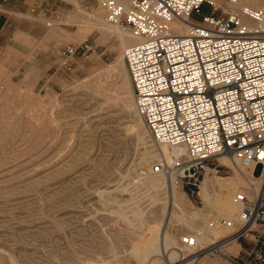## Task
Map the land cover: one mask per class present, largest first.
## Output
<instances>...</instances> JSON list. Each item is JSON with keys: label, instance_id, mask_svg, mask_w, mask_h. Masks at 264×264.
<instances>
[{"label": "rangeland", "instance_id": "rangeland-1", "mask_svg": "<svg viewBox=\"0 0 264 264\" xmlns=\"http://www.w3.org/2000/svg\"><path fill=\"white\" fill-rule=\"evenodd\" d=\"M253 1L257 4H243L264 6V0ZM55 2L66 9L63 18L54 21L48 12L45 36L32 39L26 55L0 50V264H201V257L221 259L213 243L186 249L183 258L167 263L162 241L166 233L180 244L192 236L201 225L191 220L204 208V179L227 177L234 169L216 157L198 185L179 182L174 189L170 176L163 177V184L153 183L150 168L162 156L160 145L137 114L133 90L122 86L125 72L115 70L123 69L122 41L94 0ZM243 4L229 3L238 11ZM210 11L205 3L202 14ZM84 40L96 46L94 52L64 54L66 45ZM255 173L261 174V168ZM181 194L186 204L179 209L174 199ZM119 205L131 219L135 210H143L144 220L128 224L113 212ZM222 229L211 237L229 233ZM156 233L161 251L145 261L134 259L130 252L140 251ZM249 238L254 235L241 238L245 246L253 245ZM247 257L242 252L232 258Z\"/></svg>", "mask_w": 264, "mask_h": 264}, {"label": "built area", "instance_id": "built-area-1", "mask_svg": "<svg viewBox=\"0 0 264 264\" xmlns=\"http://www.w3.org/2000/svg\"><path fill=\"white\" fill-rule=\"evenodd\" d=\"M94 1L107 22L136 38L124 50L136 110L152 139L170 149L169 158L161 156L151 165L152 172L198 185L202 171L219 154L263 172L264 7L225 10L215 0ZM205 3L211 11L202 14ZM177 22L188 23L186 33L175 31ZM95 47L84 40L66 45L64 54L94 52ZM236 199L244 203L242 223L214 243V250L247 238L254 224L264 226L263 187L254 203L244 193ZM183 239L193 246L191 235ZM253 241L249 257L232 258L231 264H264V238L254 235Z\"/></svg>", "mask_w": 264, "mask_h": 264}, {"label": "bare ground", "instance_id": "bare-ground-1", "mask_svg": "<svg viewBox=\"0 0 264 264\" xmlns=\"http://www.w3.org/2000/svg\"><path fill=\"white\" fill-rule=\"evenodd\" d=\"M243 2L244 0H242V2L239 3L238 5L243 4ZM235 7L232 6L231 10H236ZM243 18H244V15H243ZM246 22L250 23L248 21ZM109 24L111 25V30L117 33V36L122 41L121 45L124 46L125 48L129 44L136 41V38L131 34L129 30L123 28L120 25L111 24V23ZM173 27L175 31L177 32L186 33L187 28H188V23L177 22L173 25ZM100 28L103 30V27H100ZM104 33L106 32L104 31ZM132 38L134 39L133 41H132ZM128 42H131V43L127 45ZM121 64H123V69L119 66L115 70L125 72V75L123 74L124 76L122 80V86L125 89L133 90L132 81H131V78L128 72L127 65L124 60V51H123V54L121 55ZM140 120L143 121V123H145L142 117L140 118ZM161 145L159 147V153L162 156H166V158L167 157L169 158L170 149L166 147V145H162V146ZM217 157L221 163L230 165L234 169V173L227 177H220L218 175H214L212 177L206 176L202 184V196L204 198V208H200V210L198 209L194 213V215H192V220H191L193 222L196 219L197 220L199 219L201 222V225H199V227L196 228L195 232H193L192 234V237L194 238V244L193 246L187 245L184 242L183 238H182L183 244H180L178 239L175 236H172L169 233H166L162 243H163V247L165 250L163 251L166 252L167 254L166 256L167 263H172L177 258H180V259L183 258L187 254L186 249L191 250L192 252L193 250H196V249L199 250L207 245L210 246V244H213L215 242L217 243L218 239H216V237H211L212 233L217 234L220 230H223L222 228H227V230L229 231L227 235H229L230 232H232L233 229L236 228V226L240 225L242 223L241 212L243 210L244 203L236 199V196L238 193L246 194L249 199H252V198L258 199L261 196V190H262V187L264 186V171L262 172L261 175L260 173L256 175L255 172L258 170V168H255L253 166L245 167L241 165V163L237 159H232L228 155H225V154H219V156ZM164 176H165L164 174L158 173V175H156L154 173V176L153 178H151V180L153 183L156 181V184H163ZM156 184H153V185H156ZM172 185L174 189L178 188L175 178L172 181ZM184 199H185L184 195L181 194L178 199L177 198L174 199V204L179 209H181L183 205L186 204V200ZM108 200L116 201L117 199L109 198ZM199 211H203L205 212V214H201ZM113 212L116 214V216H118L119 218H122L128 224L133 225V221L135 220H137L138 222H142L144 220L145 212L141 209H137L133 212L134 214L133 219H131L123 211L122 205H119V209L113 210ZM173 214L177 217L179 216L176 213V211H174ZM222 218H224L223 221H220V219ZM178 219L180 221L183 220V218H181L180 216L178 217ZM228 221H230L231 223L230 225L227 223ZM189 224H191L190 221H189ZM138 237H141V236L139 235ZM153 237L154 238L151 240H146L147 245L143 247L140 251L136 253L132 251L130 252V255L134 259H137V260L143 259V261H145L146 258H148L151 254L159 253L162 249V243L158 240L157 233L153 234ZM159 261H160L159 259L155 260V262H159ZM139 263L145 264V262H139Z\"/></svg>", "mask_w": 264, "mask_h": 264}, {"label": "crops", "instance_id": "crops-1", "mask_svg": "<svg viewBox=\"0 0 264 264\" xmlns=\"http://www.w3.org/2000/svg\"><path fill=\"white\" fill-rule=\"evenodd\" d=\"M215 1L225 10L232 8L229 1L228 3H225V0ZM247 1L251 5L256 3L253 0ZM63 10H66L63 4L57 3L55 0H0V47L9 53L26 55V49L30 46L31 40L41 39L45 36L48 12H50V17L56 21L57 18H63L65 14ZM216 14H220V11H217ZM19 39H22V41H19ZM35 61L40 65V58L35 59ZM40 79L38 78V81ZM258 225L262 228L252 227L250 234L261 235L264 238V226ZM222 239L219 238L218 241ZM240 239H232L221 245L220 250H218L221 259L212 260L211 258L201 257L203 259L201 264H224L225 260L229 261L230 258L242 252L244 254L250 253V250L252 251L256 246L253 238H249V240H252L253 245L251 246H245L244 239Z\"/></svg>", "mask_w": 264, "mask_h": 264}]
</instances>
